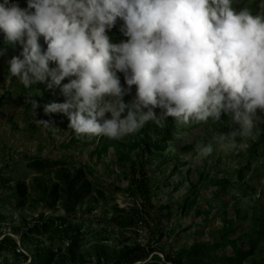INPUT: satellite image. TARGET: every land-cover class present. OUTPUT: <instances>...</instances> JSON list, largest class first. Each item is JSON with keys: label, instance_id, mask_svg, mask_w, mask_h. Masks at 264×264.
Returning <instances> with one entry per match:
<instances>
[{"label": "rangeland", "instance_id": "1", "mask_svg": "<svg viewBox=\"0 0 264 264\" xmlns=\"http://www.w3.org/2000/svg\"><path fill=\"white\" fill-rule=\"evenodd\" d=\"M14 2L27 6L26 0ZM232 6L264 16V0H233ZM122 24L118 18L108 32L114 43L127 39L119 31ZM39 43L46 50L43 37ZM5 47L0 240L9 236L25 256L2 247L0 264H116L136 244L156 251L134 264H172L166 254L179 264H264V131L254 128L252 137H238L236 149L213 145L212 154L200 159L197 146L230 132V117L188 126L169 117L119 140L77 137L63 114H44L45 103L64 101L59 89L53 95L44 84L26 89L9 78L6 61L22 49L6 45L0 32V48ZM117 75L126 87L124 74ZM29 92L40 105L36 113L25 102ZM134 95L132 86L125 102ZM50 118L56 128L37 123ZM258 124L264 129V121ZM140 165L149 199L131 187L133 166Z\"/></svg>", "mask_w": 264, "mask_h": 264}, {"label": "clouds", "instance_id": "2", "mask_svg": "<svg viewBox=\"0 0 264 264\" xmlns=\"http://www.w3.org/2000/svg\"><path fill=\"white\" fill-rule=\"evenodd\" d=\"M26 4L0 0L5 44L22 49L6 61L9 78L26 89L44 84L53 95L59 89L64 101L45 103L44 114H63L77 137L119 140L169 117L177 126L230 117V132L197 146L200 159L212 154L213 145L236 149L238 137H252L254 128L264 131L258 124L264 121V16L235 10L233 0ZM118 18L127 39L114 43L108 32ZM6 53L7 47L0 48V56ZM132 86L135 95L125 102ZM32 96L25 102L36 113L40 105ZM37 123L56 128L51 118Z\"/></svg>", "mask_w": 264, "mask_h": 264}, {"label": "trees", "instance_id": "3", "mask_svg": "<svg viewBox=\"0 0 264 264\" xmlns=\"http://www.w3.org/2000/svg\"><path fill=\"white\" fill-rule=\"evenodd\" d=\"M148 146V144L146 143ZM146 146V147H147ZM132 169L133 177L131 180V187L134 189V195L140 193L143 195L144 199H149V192H150V184L149 180L147 179L146 171L144 170L143 166L140 165L139 168ZM15 240L11 239L9 236L5 235L0 240V249L2 247H6L7 249H11L15 253ZM156 248L151 245H139L136 244L128 249L125 250L123 254H121L118 259L116 260V264H134L136 262L142 261L146 259L149 255L154 253ZM21 256H25L24 254H17ZM165 261L172 263V264H179L175 258L169 255H165Z\"/></svg>", "mask_w": 264, "mask_h": 264}, {"label": "built area", "instance_id": "4", "mask_svg": "<svg viewBox=\"0 0 264 264\" xmlns=\"http://www.w3.org/2000/svg\"><path fill=\"white\" fill-rule=\"evenodd\" d=\"M15 251L18 254H23L24 253V250H23V248H22V246L20 244H16Z\"/></svg>", "mask_w": 264, "mask_h": 264}]
</instances>
